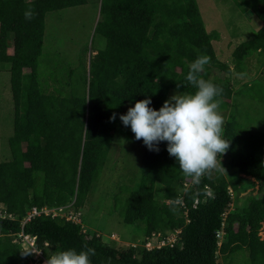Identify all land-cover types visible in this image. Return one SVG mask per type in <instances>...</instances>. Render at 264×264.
Instances as JSON below:
<instances>
[{
  "label": "trees",
  "instance_id": "trees-1",
  "mask_svg": "<svg viewBox=\"0 0 264 264\" xmlns=\"http://www.w3.org/2000/svg\"><path fill=\"white\" fill-rule=\"evenodd\" d=\"M89 1L0 0V71L9 74L13 105L11 155L0 162V264L34 261L14 242L20 232L35 237L47 255L55 249L93 247L92 264H221L218 255H239L240 264H264V238L259 237L264 228V131L251 132L236 122L222 131L230 140L222 155L227 157L225 171L209 170L198 180L179 170L166 142L159 143V151L145 146L137 187L130 192L120 187L114 195L116 203L125 200L119 202L123 223L143 225L139 249L104 244L101 234L86 235L82 225L64 216L40 215L22 225L27 207L70 205L78 212L98 181L124 108L150 96L158 109L170 91L193 92L185 75L197 56L209 57L201 76L223 89L216 97L218 108L227 109L233 95L229 84L210 77L216 69L227 74L231 69L217 59L212 42L219 40L218 33H207L195 0H96L91 44L81 50L77 68L38 73L46 16ZM233 2L260 23L255 35L231 53L233 69L245 76L246 61L264 56V0ZM25 11H31L30 19ZM96 36L104 41L101 48H93ZM88 49L95 55L87 60ZM236 95L264 103V84L246 86ZM220 171L237 174L227 180ZM157 186L163 189L161 201L154 196ZM250 188L256 195L246 197L240 212H228V189L236 195ZM174 231H179L174 243L145 248L152 234L159 233L161 240Z\"/></svg>",
  "mask_w": 264,
  "mask_h": 264
},
{
  "label": "rangeland",
  "instance_id": "rangeland-1",
  "mask_svg": "<svg viewBox=\"0 0 264 264\" xmlns=\"http://www.w3.org/2000/svg\"><path fill=\"white\" fill-rule=\"evenodd\" d=\"M195 1L207 33L214 31L218 33L219 40L212 42L217 59L231 69V74L222 73L216 69L210 73V77L220 83L225 81L235 93L238 84L235 83L237 81L232 77L236 78L238 74L233 69L231 53L238 44L255 35L260 23L254 17L249 18L248 14L242 13L233 0ZM97 15L98 3L96 0H90L88 4L79 7L50 12L45 19L42 45L44 57L38 59V73L41 71L44 75L49 70L48 74L51 73L52 69L57 73L59 68L61 70L64 68H77L81 50L91 44ZM103 44V39L97 36L94 37L93 48L102 47ZM8 52L11 53L10 50ZM89 54L94 56L95 52L88 49L87 60ZM246 65L250 67L248 73H251L250 75L254 74L253 77L250 76L251 79L255 77V80L264 82V56L253 55L246 61ZM43 66L46 68L43 69ZM257 67L260 73L255 70ZM261 74L262 77L258 78ZM174 93L179 92L170 91L168 97ZM128 108L129 106H126L122 114ZM218 111L223 117V131L224 125L229 122L244 124L249 122L252 116L257 118L258 113L264 115V106L249 103L243 99L233 100L232 96L227 109L221 110L218 108ZM244 126H246V129H251L247 125ZM258 131L262 132L264 130ZM12 135L13 105L9 74L0 71V162L10 159L11 152L8 142ZM133 137L134 133L129 132L128 126H124L119 119L98 181L90 188L83 207L75 212L70 205H67L60 207L61 210L58 213L64 217H71L78 213L79 223L86 235H90L91 231H96L101 234L102 241H104L102 243L104 244L117 248L135 247L139 249L140 241L144 238L143 225L140 223L135 225L124 224L120 215L121 206L119 204L122 199L116 203L114 198V195L118 196L120 187L129 190V192L134 191L140 180L139 166L145 145L142 143V138L137 140ZM226 160L227 157L222 156L221 164ZM230 173L234 174L236 171L221 172L227 180L231 177ZM241 177L251 180L245 175H241ZM255 192V188L242 190L236 195H233L231 191L232 197L228 212H240L242 205L246 202V197L255 196ZM162 193V187L157 186L154 193L157 201L162 200ZM122 196L124 195L119 197ZM122 201L125 202L124 199ZM3 212V207L0 205V215ZM259 237L264 238V228L260 229ZM169 239L172 241V237ZM152 241L154 242L155 238ZM217 261L221 264H240L241 256L235 255L223 258L218 255Z\"/></svg>",
  "mask_w": 264,
  "mask_h": 264
},
{
  "label": "clouds",
  "instance_id": "clouds-1",
  "mask_svg": "<svg viewBox=\"0 0 264 264\" xmlns=\"http://www.w3.org/2000/svg\"><path fill=\"white\" fill-rule=\"evenodd\" d=\"M31 15V11L24 13L28 19ZM208 61L209 57L202 54L189 65L185 79L194 86L193 92L174 93L158 109L151 106V97L145 96L119 115L122 124L134 133L133 139L142 138L148 150L159 151V143L166 142V151L174 157L179 170L193 180L209 170L225 171L221 157L230 144L221 135L223 117L216 99L223 89L201 76ZM115 118V113L109 117ZM94 254L90 246L55 249L47 255L45 264H92L90 257Z\"/></svg>",
  "mask_w": 264,
  "mask_h": 264
},
{
  "label": "built area",
  "instance_id": "built-area-1",
  "mask_svg": "<svg viewBox=\"0 0 264 264\" xmlns=\"http://www.w3.org/2000/svg\"><path fill=\"white\" fill-rule=\"evenodd\" d=\"M188 185H189V183H184L185 187H187ZM228 193L230 196L232 195L230 189H228ZM196 204H197V200L194 201L193 206H195ZM60 210H61V208L42 207V208L38 209L36 207H27V208H25V211H24L25 217L22 220V225L25 222L30 221L32 218L38 217L40 215L50 216L52 218L56 217V216H63V215H60V213H58V211H60ZM65 219L73 221L75 223H79V214L76 213V215H73L71 217H65ZM178 233H179V231H174L173 233L166 235L165 239H161V240H160L161 235L159 233L152 234V236H153L152 240L155 238V241L146 243L145 248L150 249L153 247V245L159 248L161 246L172 244L175 242V236ZM170 237H172V241H170L171 240V239H169ZM217 237L220 239L221 235L217 234ZM14 242L18 243L21 246L22 250L28 251L32 255V257L34 259L32 264H45V261L47 259V254H45L42 249H40L36 246L35 237H31V236L25 235L22 232H20L14 236ZM46 246H47V244H44V247H46Z\"/></svg>",
  "mask_w": 264,
  "mask_h": 264
},
{
  "label": "crops",
  "instance_id": "crops-1",
  "mask_svg": "<svg viewBox=\"0 0 264 264\" xmlns=\"http://www.w3.org/2000/svg\"><path fill=\"white\" fill-rule=\"evenodd\" d=\"M47 18V17H46ZM246 67H247V69H246V71H245V76H240V75H238L236 78L235 77H232V78H234L237 82H235L236 84H238V87H236V88H238L237 90H236V92L237 91H239V90H241V89H244L246 86H251V85H253V84H257V83H260V84H264V82H260V81H257V80H255L254 78H250V76L251 77H253V75L254 74H252V75H250L251 73H248V71L250 70V67L249 66H247L246 65ZM264 68V67H263ZM261 69V68H260ZM255 70H257V72H259V69H258V67H257V69H255ZM252 71V70H251ZM256 72V73H257ZM255 73V74H256ZM260 73V72H259ZM230 74H231V72H230ZM262 77V74L261 75H259L258 76V78H261ZM238 78V79H237ZM254 80V81H253ZM223 83H226L225 81L223 82ZM227 84V83H226ZM232 90V89H231ZM233 92V91H232ZM236 92L234 93L233 92V100H235V99H238V100H240V99H243V100H245V101H247V102H249V103H256V104H258V105H262V106H264V103H262V102H259V101H257V100H254V99H250L249 97H247V96H237L236 95ZM236 123H238V124H241V125H247L249 128L251 127V129H249L251 132H255V131H258V130H260V131H262V130H264L263 129V127H264V115L262 114V113H258V115H257V118H255V117H251V119H250V121L249 122H245L244 124L243 123H240V122H236ZM246 127V126H245ZM92 233H98V232H96V231H91ZM99 235H100V233H98ZM262 239V238H261Z\"/></svg>",
  "mask_w": 264,
  "mask_h": 264
}]
</instances>
